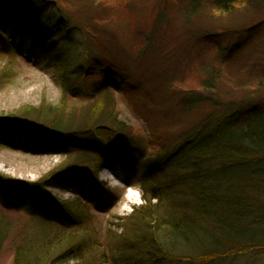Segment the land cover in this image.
<instances>
[{
	"label": "trees",
	"instance_id": "trees-1",
	"mask_svg": "<svg viewBox=\"0 0 264 264\" xmlns=\"http://www.w3.org/2000/svg\"><path fill=\"white\" fill-rule=\"evenodd\" d=\"M112 1L103 8L98 0H0V57L16 55L14 37L32 40L40 58L51 56L61 91L56 106L0 115V145L64 158L38 181L0 174L1 207L39 225L32 235H12L10 223L0 220V249L10 246L11 264H235L263 253L264 108L244 102L219 107L211 95L202 118L150 152L119 117L116 95L136 94L139 87L113 54L117 17L128 2ZM252 2L264 6V0H212L219 15ZM161 12L159 23L166 16ZM4 27L11 28V42ZM184 30L189 42L218 35ZM153 37L154 28L145 40ZM213 80L210 74L202 87L209 91ZM173 91L183 111L208 101ZM124 162L140 167L144 205L122 219L118 239L102 244L88 204L61 200L50 189L101 186L98 174Z\"/></svg>",
	"mask_w": 264,
	"mask_h": 264
},
{
	"label": "rangeland",
	"instance_id": "rangeland-1",
	"mask_svg": "<svg viewBox=\"0 0 264 264\" xmlns=\"http://www.w3.org/2000/svg\"><path fill=\"white\" fill-rule=\"evenodd\" d=\"M112 2L98 0L96 7L108 8ZM127 2L117 17L118 52L113 54L118 61L127 63L130 77L139 88L136 94H117V109L120 119L136 136L145 140L142 144L146 143L150 152L158 147V141L172 142L181 130L202 118L213 100L211 95L215 96L219 107L244 102L247 106L250 104L249 107L252 103L264 108V79L261 76L264 6L256 7L258 3L252 2L219 15L212 0H196L197 5H192V0ZM161 11L166 16L159 23ZM190 26L198 32L218 35L206 41L189 42L184 27ZM253 27L256 29L248 33ZM153 28L152 41L145 40ZM3 30L4 39L11 42V28L4 27ZM137 37L140 40L137 41ZM75 38L79 39L77 35ZM12 41L16 55L0 57V115L25 107L58 105L61 91L58 72L49 62L51 56L40 58L42 51L34 47L30 39L21 43L16 36ZM210 74L214 78L213 87L207 91L202 85ZM173 90H180L183 95H200L208 101L191 111H183L175 106ZM149 137L151 139H146ZM63 159L57 154L27 153L0 145V174L34 182L55 170ZM140 177L139 166L124 162L114 170H102L98 174L101 186L83 183L66 193L52 187L50 190L61 200L71 201L77 197L86 202L94 218L99 242L111 245L121 234L122 219L128 217L134 207L144 205ZM0 220L10 223L12 235L24 232L32 235L39 227L24 213L5 211L1 205ZM11 262L10 246L2 247L0 264ZM235 264H264V252L240 257Z\"/></svg>",
	"mask_w": 264,
	"mask_h": 264
}]
</instances>
